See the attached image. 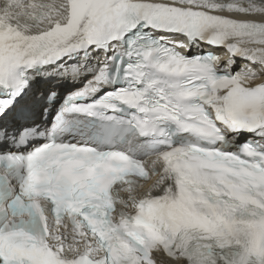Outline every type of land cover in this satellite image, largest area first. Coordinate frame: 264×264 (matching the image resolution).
<instances>
[{"label": "snow or ice", "instance_id": "6c2138e0", "mask_svg": "<svg viewBox=\"0 0 264 264\" xmlns=\"http://www.w3.org/2000/svg\"><path fill=\"white\" fill-rule=\"evenodd\" d=\"M0 264H264V0H0Z\"/></svg>", "mask_w": 264, "mask_h": 264}, {"label": "bare ground", "instance_id": "6f19581e", "mask_svg": "<svg viewBox=\"0 0 264 264\" xmlns=\"http://www.w3.org/2000/svg\"><path fill=\"white\" fill-rule=\"evenodd\" d=\"M49 2H52V3H58L59 0H49ZM226 57V56H225ZM242 62H245L244 60H238L237 61V64H241ZM55 113L51 114V116H54Z\"/></svg>", "mask_w": 264, "mask_h": 264}]
</instances>
